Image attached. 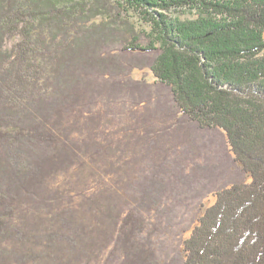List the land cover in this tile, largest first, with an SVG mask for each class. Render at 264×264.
Returning a JSON list of instances; mask_svg holds the SVG:
<instances>
[{"label": "trees", "instance_id": "1", "mask_svg": "<svg viewBox=\"0 0 264 264\" xmlns=\"http://www.w3.org/2000/svg\"><path fill=\"white\" fill-rule=\"evenodd\" d=\"M112 1L115 22L130 11L150 32L114 52L115 27H86V6L70 12L51 0H0V264H83L93 255L87 243L79 249L101 230L86 216L110 220L109 206L96 193L73 203L54 182L84 162L113 167L105 110L122 97L147 104L150 89L157 99L166 94L164 118L173 126L214 132L237 174L213 190L178 264H264V0ZM183 11L193 18L179 19ZM145 68L153 87L129 78ZM159 104L127 141L143 143L138 153L151 164L153 133L140 128L163 118ZM145 194L143 207L155 206ZM141 214H122L114 241L122 264L148 259L141 246L134 253Z\"/></svg>", "mask_w": 264, "mask_h": 264}, {"label": "rangeland", "instance_id": "2", "mask_svg": "<svg viewBox=\"0 0 264 264\" xmlns=\"http://www.w3.org/2000/svg\"><path fill=\"white\" fill-rule=\"evenodd\" d=\"M51 1H54L56 8L70 12L77 9L76 4L86 6L90 11L85 19L88 22L86 27L102 23L115 27L112 41H108L109 50L112 52L118 51L125 40H143L150 34L148 26L133 12H124L120 17L121 22H115L114 16L119 18L116 10H111L109 14V9L114 6L112 0ZM177 16L181 20L193 18V15L187 12ZM75 32H70V40L75 36ZM129 78L152 87L156 83L147 68L132 70ZM158 92L157 89H150L149 95H153V98L147 104L138 105L134 102L133 105L130 99L122 97L105 110L108 120L106 128L112 136H109L110 139L104 145L113 148L112 158L118 159L113 167L84 162L85 164L61 175L58 181L54 182V186L59 187L58 190H62L66 197H71L73 203L81 201L84 195L98 194L96 196L105 200L104 203H107L112 213L110 220L101 219L93 213L86 216L90 227L102 231H93L88 239L79 243V249L87 243V248H91L93 253L83 258V264H122L125 254L122 253L121 245L114 241L119 234L123 212L131 208L140 209L143 219L138 227L139 236L134 243V253H137L135 247L138 251L141 246L148 255L144 264H178V254L180 256L183 250L181 243L189 237L205 208L215 202L213 190L220 189L229 180L237 179L234 167L226 162V144H222L214 132L205 133L183 126H173L168 118H164L168 98L164 94L163 98L157 99L155 95ZM162 101L165 107L158 113H161L163 118L155 116V121H147L140 128L147 133H153L151 138L155 141L152 151L155 165L144 158L141 152L143 143L127 141L136 134V130L132 128L137 129L143 117L156 112ZM157 130L160 133H157ZM116 141H120V145L122 141L127 142L124 148H129V152L122 155V152L115 148ZM135 148L136 150H132ZM140 148L142 150L138 153ZM155 175L160 180L155 178L154 181ZM181 177L183 179H180ZM150 183L155 185L149 189ZM209 187H212V191L205 195L204 190ZM145 190L153 193L155 206L151 207L150 204L143 207L147 199ZM136 256L137 254L135 258ZM145 258L146 255H143V259Z\"/></svg>", "mask_w": 264, "mask_h": 264}]
</instances>
